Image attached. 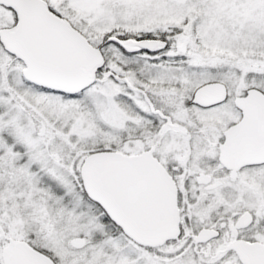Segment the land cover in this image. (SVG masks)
Wrapping results in <instances>:
<instances>
[{
  "label": "snow or ice",
  "instance_id": "snow-or-ice-1",
  "mask_svg": "<svg viewBox=\"0 0 264 264\" xmlns=\"http://www.w3.org/2000/svg\"><path fill=\"white\" fill-rule=\"evenodd\" d=\"M0 264H264V0H0Z\"/></svg>",
  "mask_w": 264,
  "mask_h": 264
}]
</instances>
